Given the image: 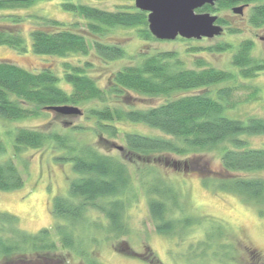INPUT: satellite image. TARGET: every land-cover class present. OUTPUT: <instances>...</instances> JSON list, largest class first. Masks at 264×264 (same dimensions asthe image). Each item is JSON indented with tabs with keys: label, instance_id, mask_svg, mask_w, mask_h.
Listing matches in <instances>:
<instances>
[{
	"label": "trees",
	"instance_id": "obj_1",
	"mask_svg": "<svg viewBox=\"0 0 264 264\" xmlns=\"http://www.w3.org/2000/svg\"><path fill=\"white\" fill-rule=\"evenodd\" d=\"M40 1L48 0H0V10L29 8ZM55 1L76 19L87 22L86 31L78 29L79 20L68 26L43 16L12 15L0 19V47L20 54L31 49L37 56L65 59L62 67L41 71L0 62V118L17 122L39 118L44 112H51L48 108L75 106L94 124L92 129L69 127V133L64 134L34 128L16 129L14 158L22 157L25 151L51 145L60 151L59 162L72 164L77 178L71 181L68 197L58 196L53 201L51 213L59 221L54 229H44L34 235L11 230L12 243L0 238V254L11 257L34 253L43 256L40 260L46 264H65L58 255L68 254L81 264H102L93 246L110 241L109 235L118 240L130 234L127 211L141 198L148 204V213L158 234L173 236L178 225L185 228L194 225L193 218L173 219L174 210L181 211L185 207L181 206L180 192L167 174L152 166L144 176L120 156L75 140L76 134L87 130L94 135L99 133L101 144L114 145L111 141L122 137L123 150L128 157L162 160L167 170L194 173L205 187L238 195L264 214V148H250L246 139L264 136V119L244 122L225 116L236 107L232 103L236 87H220L252 81L264 73V60L252 56L254 43L244 41L236 49L232 60L233 66L239 69L237 74L208 67L204 59L196 61V70L185 68L178 53L167 51L120 69L109 76L106 88H101L97 77L90 73L93 63L88 61L81 65L68 58L94 55L105 63L126 59L128 54L121 45L105 39L112 29H137L143 41L158 42L149 31L148 14L136 7L107 11L73 0ZM227 7L220 3L221 12ZM217 11L206 6L198 12L214 14ZM26 18L33 25L28 36L22 32ZM249 21L257 28L264 26V2L251 10ZM230 32L235 34V30ZM211 49L212 53L214 50L227 52L235 49V45L220 43ZM198 51L195 48L189 53ZM179 94L180 97L173 99ZM141 96L163 100L154 107H140L135 102ZM124 123L146 125L165 136L125 131L120 128ZM212 152L220 153L219 171L213 170L205 157ZM6 153V144L0 137V155ZM138 174L140 180L136 179ZM24 186L23 174L14 160L0 164L1 191H17ZM93 212L101 213L106 219L104 240L97 236V228L101 226L91 221ZM0 221L9 227H17L19 223L10 214H0ZM81 226L83 229L79 230ZM217 236L206 242L213 241L215 245L207 244L205 253L214 248L217 255L222 245L219 239L225 237V231L218 232ZM222 248L228 260L232 252L235 253L233 243L230 250ZM253 256L258 258L255 253Z\"/></svg>",
	"mask_w": 264,
	"mask_h": 264
},
{
	"label": "rangeland",
	"instance_id": "obj_2",
	"mask_svg": "<svg viewBox=\"0 0 264 264\" xmlns=\"http://www.w3.org/2000/svg\"><path fill=\"white\" fill-rule=\"evenodd\" d=\"M73 2L107 11H115L118 7L135 8V0H73ZM221 13L224 14V17L230 15L226 19L230 28L235 30V34H230L231 32L227 31L225 35L212 40L206 39V41L178 39L176 41L147 42L138 37L137 29L118 28L112 29L105 39H111L108 40L109 43L121 45L128 54L126 59L105 63L91 55L89 57H70L68 61L81 65L88 61L93 63L94 67L90 73L97 77L101 88H106L110 75L134 64L135 61L141 62L158 52L178 53L185 68L196 70L198 69L196 61L204 59L208 67L237 74L239 69L233 66L232 60L236 49L242 42L252 41L254 43L252 56L258 60H264V40H262L264 26L259 28L252 26L248 18L243 19L240 16H235L226 9H223ZM248 13L249 11L246 15ZM12 15L27 18L43 16L58 20L68 26L79 20L72 13L65 11L61 3L55 0L40 1L29 8L0 10V19ZM27 18L22 26V32L26 36L33 28L32 21ZM80 22L81 25L78 29L86 31L87 22L82 20ZM220 43L235 45V49L220 53L215 50L214 53L210 52L212 47H216ZM195 48L200 51L196 54L189 53ZM63 60L65 59L37 56L31 49L26 54H20L11 48L0 47V62L14 63L30 71H41L45 68L58 69L60 66L62 67ZM226 86L236 87L232 97V103H235L236 107L227 111L225 116L244 122L253 118L264 119V73L252 81H242L220 87ZM180 96L181 94L175 95L173 99ZM162 100L141 96V99L135 103L140 107L145 105L154 107ZM44 113L39 118L17 122L4 121L0 118V137L7 147V153L0 155V164L10 159L14 160L25 181L24 188L20 190H0V214H10L19 221L17 227H9L0 221V238L7 243H12L11 230L13 232L22 230L27 234L34 235L44 229H54L59 221L51 213L53 201L58 196L68 197L71 181L77 178L72 164L59 162L57 158L60 151L51 145L40 150L25 151L22 157L14 158L13 145L16 129L34 128L45 132L58 131L64 134L69 133V127L92 129L94 124L87 119L86 114L80 117H64L53 112ZM120 128L146 136H165L160 131L142 124L124 123ZM98 136L99 133L94 135L91 130H87L74 137L76 141L98 146L102 152L120 156L122 160L132 164L136 172L144 176H146L147 168L158 167L161 172L170 177V182L180 192L181 206L185 207L181 211L174 210L173 219L183 220L187 217L195 219L192 227L185 228V226L178 225L173 236L160 235L156 232L155 225L149 216L148 204L145 199L134 201L129 206L126 216L129 223L128 229L131 233L118 240H114L115 236L109 235L107 237L110 240L109 243L104 242L98 247L93 246L92 250L98 252L102 264H264V214H261L256 207L245 203L238 195L205 187L194 173L167 170L162 160L156 161L151 158L145 161L136 157H128L123 150L122 137L111 141L114 145H108L98 142ZM246 139L250 148H264V136L247 137ZM205 157L210 161L213 170H220L219 152H212ZM137 178L140 180L139 174ZM91 221L101 226L97 228V236L104 240L107 235L104 216L99 212H93ZM78 229L82 230L83 227ZM221 231H225V237L219 239L222 245L220 244L221 247L216 251L217 255H214V248H209L205 253V249L208 248L207 244L215 245L213 241L206 242L214 237L217 239L218 232ZM226 242H230V245L224 244ZM232 243L235 253L232 252V256L228 260L225 258V250L222 246H225L226 250H230ZM254 253L258 255V258L253 256ZM58 256L63 262L65 261V264H81V261L71 259L68 254ZM40 257L43 256L34 253L16 254L11 257H4L0 254V264H46L40 260ZM46 257L52 258L53 256L47 255Z\"/></svg>",
	"mask_w": 264,
	"mask_h": 264
},
{
	"label": "water",
	"instance_id": "obj_3",
	"mask_svg": "<svg viewBox=\"0 0 264 264\" xmlns=\"http://www.w3.org/2000/svg\"><path fill=\"white\" fill-rule=\"evenodd\" d=\"M246 0H135V7L148 14L149 31L158 41L212 40L223 35L224 29L218 26V16L198 13L205 6L218 2ZM244 7L234 9L241 15ZM64 117H80L83 111L75 106L48 108Z\"/></svg>",
	"mask_w": 264,
	"mask_h": 264
},
{
	"label": "flooded vegetation",
	"instance_id": "obj_4",
	"mask_svg": "<svg viewBox=\"0 0 264 264\" xmlns=\"http://www.w3.org/2000/svg\"><path fill=\"white\" fill-rule=\"evenodd\" d=\"M260 2H264V0H246L242 3L240 2H237V1H223V2H218L216 3L214 6H209L207 5L208 7H210L211 9H214V10H219V12L217 11L216 13H210V12H198V13H210L214 16H218V21H217V25L222 27L224 29V33L223 35H225V33H227V31L230 33V30L232 31L233 29L230 28V24L229 22L227 21V17L230 16H226L224 17V14L222 15L221 11H220V3H224L226 5H228V7L226 8V11H231L235 16H240L242 17L243 19H246L248 18V21L250 19V12L251 10L257 5L259 4ZM206 7V6H205ZM204 7V8H205ZM239 7H244V10H243V13L241 15L239 14H235L234 13V9L236 8H239ZM202 8L201 11L204 9ZM200 11V10H198ZM249 11L248 15H246V13ZM231 34V33H230ZM222 38V37H221ZM262 40H264V38H262ZM199 41H206V39H202V40H199ZM226 44H229V43H226Z\"/></svg>",
	"mask_w": 264,
	"mask_h": 264
}]
</instances>
